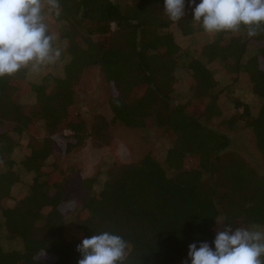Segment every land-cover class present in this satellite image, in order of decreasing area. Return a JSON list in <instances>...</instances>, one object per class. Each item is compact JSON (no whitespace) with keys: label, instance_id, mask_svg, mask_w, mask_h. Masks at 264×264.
<instances>
[{"label":"trees","instance_id":"obj_1","mask_svg":"<svg viewBox=\"0 0 264 264\" xmlns=\"http://www.w3.org/2000/svg\"><path fill=\"white\" fill-rule=\"evenodd\" d=\"M59 3L61 14L52 17L62 25L70 60L63 77L43 79L52 81L53 90L29 82L27 70L0 78V123H13L18 136L39 137V117L48 133L19 160L13 154L18 142L9 132L0 135V224L11 240L22 241L20 249L11 251L0 243V264H77L81 241L104 231L128 242L125 264H183L190 244L208 242L214 248L217 218L225 223L221 227H264V174L231 151L232 137L213 124L223 114L219 102L232 105L236 113L225 124L232 132L238 125L252 130L264 163V32L251 38L245 31L220 33L196 52L176 42L170 29L174 23L163 13L164 0H139L134 8L113 0ZM193 7L186 0L185 16L176 22L185 36L203 32L192 21ZM252 43L263 45L250 56ZM94 66L112 91V122L163 129L172 147L163 162L147 154L138 163L117 167L101 191L93 189L94 179L85 180L87 191L78 207L64 201V184L71 178L54 182L49 169L62 171L46 162L55 147L70 154L89 137L107 142L106 119L89 130L73 113L74 85ZM222 69L230 79L220 76ZM177 71L190 80L184 102L177 94ZM241 81H248L250 96L260 99L257 113L245 89L237 86ZM28 94L35 97L31 112L22 104ZM22 175L33 176L29 193L17 206L6 207ZM71 206L80 231L75 241L65 236Z\"/></svg>","mask_w":264,"mask_h":264},{"label":"rangeland","instance_id":"obj_2","mask_svg":"<svg viewBox=\"0 0 264 264\" xmlns=\"http://www.w3.org/2000/svg\"><path fill=\"white\" fill-rule=\"evenodd\" d=\"M113 1L120 3L123 7L129 6L131 8H134L139 2V0ZM45 12L47 13L46 10ZM45 22L48 24L50 34L56 37L54 46L61 50V57L54 65L43 68L39 73H33L30 70L27 71L29 82L36 85L46 84V86H48V92H51L54 88V85L51 84L52 81L45 83L43 79L49 74L63 77L64 66L69 62L70 57L65 52L68 47V41L62 38V25L55 22L52 15L45 16ZM114 28L115 25H113V29ZM170 29L172 30L176 42L183 50L188 49L197 52L214 40L213 37L207 36L203 32L185 36L176 23L172 24ZM242 33H244V31H242ZM94 38L95 40L99 39L96 34H94ZM259 45L260 46L256 43H252L248 46V54L250 56L255 54L263 43H259ZM219 73L220 76H224L226 80L231 77L224 69H222L221 72L219 71ZM175 79L179 87L177 90L178 97L184 102L189 97L187 83H190V80L188 76L181 71L176 72ZM237 86L245 89L246 99H249L248 102L253 107V113H257L260 106V99H258L257 96H250L251 85L248 81H241ZM25 89L29 91V87ZM74 93L73 108L75 111H73V113H79L87 123L89 130L91 129L90 127L94 125V123H98L101 118L106 119L108 123H110L108 127V138L105 139L107 142L89 137L84 146L70 154H64L61 149L55 147L52 156L46 162V165L56 164L58 171L61 170L63 172L62 174V172L59 171L61 172V174H59L54 171L52 167L49 169V172L54 174V182L59 181V183H61L62 177L65 179L71 178L69 183L66 181L64 184V187H67L64 201L68 203L72 202V204L79 207L87 191L82 187L85 180L94 179L92 183L93 189L97 192L101 191L105 183L110 180L111 173L113 170L115 173L117 167L138 163L147 154H152L153 157L163 162L172 144L169 138H166L163 129H132L118 122H112L114 117L110 105L112 91L106 83L105 76L99 67L94 66L83 72L80 76V80L74 85ZM219 103L222 107L223 114L220 118L214 119L213 124L232 137L231 151L237 152L242 159L259 173L264 174V163L256 147L252 130L238 125L235 132H232L228 128V125L225 124V121L235 115L236 112L234 107L223 101ZM22 104L27 112H31L36 105L35 97L29 94L28 96H24ZM35 125L39 137H32L30 135L21 137L13 131L15 126L13 123H0V135L9 132L12 138L18 142L19 147L13 153L17 160L29 155L31 153L30 146L40 144L42 139L48 135L45 125L39 117L35 119ZM3 166H1V170H3ZM32 179V175H22V181L13 186L11 196L4 202L6 207L13 208L18 205L19 200L29 193L30 188L28 184L32 182ZM56 188H59V185L55 187V191ZM71 209L72 206L69 207V211L66 212L67 228L65 236L69 241H75L80 237V231L76 228L75 214L70 211ZM259 230L264 231V227H260ZM0 243L5 251L18 250L22 247V241L20 239L11 240L2 224H0Z\"/></svg>","mask_w":264,"mask_h":264},{"label":"clouds","instance_id":"obj_3","mask_svg":"<svg viewBox=\"0 0 264 264\" xmlns=\"http://www.w3.org/2000/svg\"><path fill=\"white\" fill-rule=\"evenodd\" d=\"M186 0H164L163 13L176 23L185 16ZM193 23L207 36L245 31L249 38L264 32V0H188ZM45 10L59 17V0H0V78L21 70L39 73L54 65L61 50L49 32ZM214 248L208 242L189 245L183 264H264V231L259 225L233 228L221 218ZM129 244L120 235L104 231L84 238L77 246V264H125Z\"/></svg>","mask_w":264,"mask_h":264}]
</instances>
